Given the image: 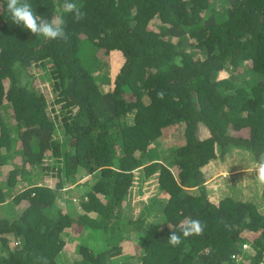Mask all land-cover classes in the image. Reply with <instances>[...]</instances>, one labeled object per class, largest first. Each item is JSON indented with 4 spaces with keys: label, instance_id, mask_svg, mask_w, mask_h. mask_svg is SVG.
Returning a JSON list of instances; mask_svg holds the SVG:
<instances>
[{
    "label": "trees",
    "instance_id": "16d2710c",
    "mask_svg": "<svg viewBox=\"0 0 264 264\" xmlns=\"http://www.w3.org/2000/svg\"><path fill=\"white\" fill-rule=\"evenodd\" d=\"M27 2L41 19L62 16L68 39L36 37L0 0V203L26 187L18 175H32L28 186L59 176L56 188L90 179L77 204L46 183L18 193L19 212L0 218V264H236L243 243L264 261V186L243 195V182H257L242 172L214 198L203 170L227 155L256 164L264 152V0H74L79 22L64 0ZM111 52L114 73L100 59ZM241 61L250 67L237 73ZM35 79L50 84V101ZM170 128L180 135L164 150ZM188 217L206 225L203 234L171 246ZM123 220L136 262L122 254L125 233L111 232Z\"/></svg>",
    "mask_w": 264,
    "mask_h": 264
},
{
    "label": "clouds",
    "instance_id": "9594fccd",
    "mask_svg": "<svg viewBox=\"0 0 264 264\" xmlns=\"http://www.w3.org/2000/svg\"><path fill=\"white\" fill-rule=\"evenodd\" d=\"M6 7H7V12L10 15L11 21L17 25H22L23 28L29 30L31 34L35 35L36 37H43L45 40H67L68 39V34L65 31L66 21L64 20L62 16H52L50 20L41 19L33 12L32 7L27 2V0H6ZM62 8L64 12L71 14L73 19L77 22H79L80 20L84 18L85 13L82 11L81 7L76 2H74V0H64L62 4ZM111 53H114V52H111ZM241 62L246 63V61H241ZM248 63H249V66L246 65L247 68L250 67V61H247L246 64ZM157 97L158 99H163L164 92L162 90L158 91ZM46 158L49 159L51 164L53 163L54 157L51 156V154L46 153ZM252 172L255 173L254 180L260 185H264V152L259 154L255 167L251 169V173ZM53 178L54 177L51 176L50 174L49 177L44 178V181L38 180L37 183L30 185V186L28 185L26 186L27 188H30L34 185L40 186L46 183L52 189H58V190H61V192L70 191V193L66 194L67 199L70 197L69 199L73 203L77 204L80 201L79 193L80 191L84 190L83 187L86 186V183H84V181L89 180L90 176L84 175L82 177H79L74 183L62 184L60 188H56V187L58 183H61V180H62L61 177L58 178V181L55 183V185H52L50 183L51 179ZM149 191L153 192L154 188ZM145 199L146 197L144 196V200ZM77 207L79 211L81 210L83 212L80 206L77 205ZM133 217L136 218L137 216H133ZM129 218L130 217L128 215V219ZM92 221H97V223L99 222L98 219L97 220L93 219ZM92 221L90 222L91 224H93ZM96 225L98 226V224ZM108 225L110 224L108 223ZM225 226L227 227V225ZM205 227L206 225L202 223L201 220L188 217L180 223V234H177L176 231H172V233L167 238V242L173 247H178L179 245H181L183 239H187L188 237H191L193 235H202ZM128 229H129V225L127 223V220H123V223L121 224L119 229L111 231V226H110L108 232L110 233L111 231L115 236H119V235H123L124 233H127L129 231ZM248 256H250V259H251L250 264H254V260L256 259L255 256L254 255L252 256L248 255ZM43 259L45 261V264H47L46 258H43Z\"/></svg>",
    "mask_w": 264,
    "mask_h": 264
},
{
    "label": "rangeland",
    "instance_id": "374dc122",
    "mask_svg": "<svg viewBox=\"0 0 264 264\" xmlns=\"http://www.w3.org/2000/svg\"><path fill=\"white\" fill-rule=\"evenodd\" d=\"M151 23H155V20H153ZM155 28H157V27H153V29H155ZM88 46H89L88 43L81 46V47H85L86 53L89 52V50L87 51ZM98 54H102V52L100 51ZM114 57H115L114 53H110L109 56L107 57V59L103 55H101V58L99 57L103 63H106V67L111 66L110 71L112 73L117 71L118 64H119L118 63L119 61H117L118 59L116 60ZM109 63H110V65H109ZM246 63H247V61H246ZM246 63L240 62L236 68L237 69L236 72L240 73L242 71H245L246 65L249 66V63L248 64H246ZM104 66H105V64H104ZM228 74L229 73L227 71L221 72L219 77L223 78V77H226ZM35 85H37L41 90L42 89L45 90L48 101H50L53 98L50 84H48L47 82L42 83L38 79H35ZM111 85L113 86V82L111 83ZM201 131H202V134L207 133V131L205 130V128L203 126L201 127ZM167 133H169L168 138L166 140H160L164 145L163 146L164 150L168 149V147L170 145L175 143V140L174 139L172 140V138H173V136L180 135V129L176 130V129L170 128L169 130H167ZM247 133L248 132L246 129H237V128L236 129H234V128L230 129V134L235 135V136H240V135L247 136ZM18 147H20L19 141L17 142V148ZM247 159L248 158L246 156L234 157L233 155H227V156H225L224 159L212 160L210 163H208V165L206 167L203 168V170L205 171V174L208 176L206 182H207L208 189H210V191H211V194H210L211 197L218 198L219 196L223 195V193L225 191L228 192L227 190H229V189H228L227 185L233 184V182H232L233 177H241V178L243 176L244 177L249 176L247 178L253 177L252 175L255 173L254 172L251 173V169L255 167V164H253L252 160L250 161V158L248 160ZM159 160L161 161L162 159L160 158ZM159 160H155V161H159ZM45 163H47L46 160H45ZM242 172H244L243 176H242ZM5 173H6V171H3V169H2V172H0V180L3 178ZM30 176H32V175H30ZM30 176L28 174H25V177L18 175V178H21V181H23L27 185L28 183H30V178H31ZM49 176H50V173H49ZM26 177H28V178H26ZM53 177L54 178L51 179L50 183L52 185H55V183L58 181V178H60V177H57L56 175H53ZM230 179H231V182H230ZM235 180H238V179H235ZM150 182H151L150 180L147 181V184L145 183L143 185V187L148 190L149 189L148 185ZM0 183H1V181H0ZM250 183H251V185L247 186L246 185L247 183L243 182V185H245V187L242 189L243 195L256 197L255 192H258V194L261 193L262 187L264 185H260L259 183H255L252 180H250ZM26 187L23 188L21 184L19 185V188H23V190L26 189ZM257 188H259V189L257 190ZM134 191L137 193L139 192V190H137V188H135ZM158 199H160L162 202L166 201V197L163 195H159ZM136 201L137 202L144 201V194L140 198L135 199V201L133 202L134 206H136L137 208H140L141 204H138V203L136 204ZM4 209H6V208L4 207ZM4 214H5V212L0 210V215H4ZM255 236H256V233L253 232V233L248 234L246 237L253 239ZM20 241L21 240H19V239L17 240V242L19 244H20ZM132 244H134V242ZM124 249L126 250L125 247H124ZM73 257H75V256H73ZM119 259H120V261H123L122 256H120ZM262 259L263 258L255 259L254 262L258 263Z\"/></svg>",
    "mask_w": 264,
    "mask_h": 264
},
{
    "label": "crops",
    "instance_id": "0c3cea01",
    "mask_svg": "<svg viewBox=\"0 0 264 264\" xmlns=\"http://www.w3.org/2000/svg\"><path fill=\"white\" fill-rule=\"evenodd\" d=\"M136 172H138V169L137 170H135V173ZM22 190H23V188H19V186L15 189V190H13V191H10V192H8V194H6V198H5V200H4V202L3 203H0V210L1 211H3V212H5V214L4 215H0V218L1 217H4V216H6V214H12L10 211H9V209H11V211L12 210H15V213H18L19 211H18V209H19V206H18V208H17V204L13 201V199H14V197H17V194L18 193H20V192H22ZM3 191H6V189H4L3 188ZM162 195V194H161ZM139 197L138 196H136V199H138ZM147 199V198H146ZM145 199V200H146ZM144 200V201H145ZM160 200V199H159ZM144 201H139V202H137L136 201V204L138 203V204H141V207L140 208H137L136 206H134V204L132 203L131 205H133L134 207V210H133V212H132V214H133V216H138L139 215V212H136L135 210H141V208H143L145 205H147V202L148 201H146V202H144ZM161 201V200H160ZM16 204V205H15ZM125 205H126V203H125ZM4 207L6 208V209H4ZM8 211V212H7ZM88 217L90 218V219H96V217L93 215L92 216V214H88ZM130 233V232H129ZM128 232L127 233H125V237L127 238V239H123V240H121L120 242H119V244H120V246L122 247V254H123V256L125 255V256H129L131 259L129 260V261H131V262H136V256H138V254H139V252H138V246H137V244L135 243V241H133V239H130L129 237H130V235L131 234H129ZM134 242V244H132ZM124 247L126 248V250L124 249ZM122 256V257H123ZM135 264V263H134Z\"/></svg>",
    "mask_w": 264,
    "mask_h": 264
},
{
    "label": "built area",
    "instance_id": "2783aa9c",
    "mask_svg": "<svg viewBox=\"0 0 264 264\" xmlns=\"http://www.w3.org/2000/svg\"><path fill=\"white\" fill-rule=\"evenodd\" d=\"M241 249H242V252L232 254V258L235 259L236 264H250L251 259H250V256H248V255L252 256L251 252L249 251L250 244L249 243H243ZM244 250H247V256L246 257L243 254ZM259 264H264V261H260Z\"/></svg>",
    "mask_w": 264,
    "mask_h": 264
}]
</instances>
